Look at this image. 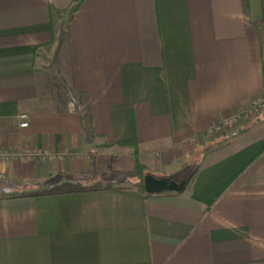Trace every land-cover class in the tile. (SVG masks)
Segmentation results:
<instances>
[{
  "label": "crops",
  "instance_id": "obj_1",
  "mask_svg": "<svg viewBox=\"0 0 264 264\" xmlns=\"http://www.w3.org/2000/svg\"><path fill=\"white\" fill-rule=\"evenodd\" d=\"M263 94L264 0H0V150L60 154L0 159V264H264V114L202 138ZM137 160L191 179L76 192Z\"/></svg>",
  "mask_w": 264,
  "mask_h": 264
},
{
  "label": "built area",
  "instance_id": "obj_2",
  "mask_svg": "<svg viewBox=\"0 0 264 264\" xmlns=\"http://www.w3.org/2000/svg\"><path fill=\"white\" fill-rule=\"evenodd\" d=\"M264 114V94L249 102L237 114L215 124H212L204 134L215 137L230 134L238 128L258 120ZM20 127L28 126V115L19 116ZM65 154V152L63 153ZM62 155V154H61ZM60 154L45 149H29L12 153L8 149L0 150V159H30V160H55Z\"/></svg>",
  "mask_w": 264,
  "mask_h": 264
},
{
  "label": "rangeland",
  "instance_id": "obj_3",
  "mask_svg": "<svg viewBox=\"0 0 264 264\" xmlns=\"http://www.w3.org/2000/svg\"><path fill=\"white\" fill-rule=\"evenodd\" d=\"M205 133V132H204ZM229 134H223V135H217L215 137H211V136H208L206 134H203L202 135V138H205V139H214V138H217V137H223V136H227ZM200 141V136H195L192 138V143H198ZM10 150V149H8ZM10 152L12 153H17V152H21V151H14V150H10ZM63 157H67V156H72L71 152L70 151H66L65 154H62ZM199 154L198 153H195L194 156H192V158L190 159L189 162H186V163H183V165L181 166V169H183L184 171H188V175H191L194 170L196 169V165H197V158H198ZM11 159V158H10ZM2 160H5V159H2ZM139 164L142 166L143 168V175L145 176L146 174H151V172H154V168H152L151 166L147 167L146 165L140 163V161L138 160ZM136 166V161H135V165L134 167ZM136 169V168H135ZM154 177L158 178L159 176L156 175V174H152ZM106 176V175H105ZM123 179V178H122ZM99 182L102 183L103 186H106L107 185V182L104 181V180H100ZM138 182H140V179H139V175L137 172H134L133 174L129 175V176H126L124 177L123 180L119 181V182H113L114 185H116V187H125V188H129L130 190L132 189H135L137 190V184ZM97 183V182H96ZM93 183H90V184H84L83 187H87L88 186H92Z\"/></svg>",
  "mask_w": 264,
  "mask_h": 264
},
{
  "label": "water",
  "instance_id": "obj_4",
  "mask_svg": "<svg viewBox=\"0 0 264 264\" xmlns=\"http://www.w3.org/2000/svg\"><path fill=\"white\" fill-rule=\"evenodd\" d=\"M175 178L176 176L156 178L152 174H146L144 176V190L150 195L160 194L167 191L180 192L188 181L178 183Z\"/></svg>",
  "mask_w": 264,
  "mask_h": 264
},
{
  "label": "trees",
  "instance_id": "obj_5",
  "mask_svg": "<svg viewBox=\"0 0 264 264\" xmlns=\"http://www.w3.org/2000/svg\"><path fill=\"white\" fill-rule=\"evenodd\" d=\"M143 168L142 166L139 164L138 160L136 161V169H135V172L138 173L139 175V179H140V182H138V184L136 185L137 186V192L143 194V195H150L148 193L145 192L144 190V175H143ZM182 176H184L186 178V180L189 182L190 181V177H187V174L184 172L182 173ZM109 189H114V190H119V191H128L130 190L129 188H125V187H111V186H103L101 182H97V183H93L92 186H89L88 189H84V188H81V189H78L76 190V192H81V191H88V190H92V191H95V190H109ZM62 191H59V190H52L49 192V194H55V193H61Z\"/></svg>",
  "mask_w": 264,
  "mask_h": 264
},
{
  "label": "flooded vegetation",
  "instance_id": "obj_6",
  "mask_svg": "<svg viewBox=\"0 0 264 264\" xmlns=\"http://www.w3.org/2000/svg\"><path fill=\"white\" fill-rule=\"evenodd\" d=\"M175 179H176V182L180 183V182H184L186 178L182 175H177Z\"/></svg>",
  "mask_w": 264,
  "mask_h": 264
}]
</instances>
